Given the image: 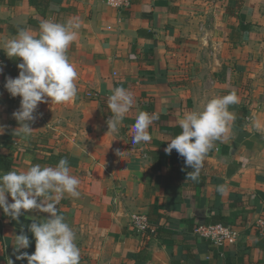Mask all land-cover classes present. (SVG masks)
Wrapping results in <instances>:
<instances>
[{
  "label": "crops",
  "instance_id": "obj_1",
  "mask_svg": "<svg viewBox=\"0 0 264 264\" xmlns=\"http://www.w3.org/2000/svg\"><path fill=\"white\" fill-rule=\"evenodd\" d=\"M72 18L80 23L67 51L77 98L39 104L30 135L15 131L21 98L4 87L20 60L0 48V174L68 160L80 196L66 194L56 207L76 234L80 264H264V0H130L121 9L106 0H0V45L18 28L35 33L44 20ZM115 87L131 91L135 104L114 135L106 121ZM233 90L235 120L198 180L187 179L192 169L175 150L165 153L167 143L186 112ZM141 111L159 119L147 130L150 142L132 145ZM133 212L157 234L136 232ZM33 218L48 214L29 210L12 220L0 209V264H27L12 242L23 232L30 245L20 252H34ZM197 222L232 225L239 239L212 245L193 234Z\"/></svg>",
  "mask_w": 264,
  "mask_h": 264
},
{
  "label": "clouds",
  "instance_id": "obj_2",
  "mask_svg": "<svg viewBox=\"0 0 264 264\" xmlns=\"http://www.w3.org/2000/svg\"><path fill=\"white\" fill-rule=\"evenodd\" d=\"M79 27L80 23L75 18L66 23L44 20L38 32L18 28L14 37L0 45L9 59L20 60L16 65L18 76L7 78L4 85L10 96L21 98L19 109L12 114L19 125L15 130L18 134H31L33 129L30 125L38 118L39 104L75 102L78 72L69 61L67 51L77 39ZM2 72L3 68L0 67ZM238 102L233 90L222 97L207 100L201 110L186 112L179 120L181 131L167 143L165 153L171 154L175 150L184 158L185 166L192 169L187 179L198 180L205 157L214 142L229 131L230 122L235 120L229 106ZM134 104L135 97L131 91L124 87L112 90L107 103L111 113L106 121L108 131L114 135L119 132L126 114ZM158 119L155 113L139 112L132 125V145L150 142L152 137L147 130ZM3 132L4 126L0 125V134ZM116 151L117 155H122L119 149ZM80 183V179L71 174L66 158H61L55 166L35 164L26 170H10L0 174V209L6 216L18 220L29 210L48 214L45 219L33 218L28 227L35 240L32 254L20 252L29 247L28 236L23 232L14 236L13 249L20 253L17 260L26 259L27 264H80L76 234L64 217L58 214L56 207L66 194L79 198ZM217 190L221 194L225 191L223 186H218ZM8 264H13V261L9 260Z\"/></svg>",
  "mask_w": 264,
  "mask_h": 264
},
{
  "label": "built area",
  "instance_id": "obj_3",
  "mask_svg": "<svg viewBox=\"0 0 264 264\" xmlns=\"http://www.w3.org/2000/svg\"><path fill=\"white\" fill-rule=\"evenodd\" d=\"M106 4L116 9L126 8L129 6V0H106ZM5 65V60L0 56V67ZM132 228L142 234H155V226L152 225L144 213L133 212L129 214ZM192 232L194 235L208 240L212 245L221 246L224 244H233L239 239V230L228 224L213 223L204 224L197 222L193 225Z\"/></svg>",
  "mask_w": 264,
  "mask_h": 264
},
{
  "label": "trees",
  "instance_id": "obj_4",
  "mask_svg": "<svg viewBox=\"0 0 264 264\" xmlns=\"http://www.w3.org/2000/svg\"><path fill=\"white\" fill-rule=\"evenodd\" d=\"M130 1V0H129ZM5 60V59H4ZM155 229H156V232H155V234H157V232H158V230H157V228L155 227ZM192 229H193V227H192Z\"/></svg>",
  "mask_w": 264,
  "mask_h": 264
}]
</instances>
